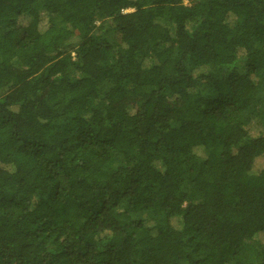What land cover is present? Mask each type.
Returning <instances> with one entry per match:
<instances>
[{"label":"trees","instance_id":"obj_1","mask_svg":"<svg viewBox=\"0 0 264 264\" xmlns=\"http://www.w3.org/2000/svg\"><path fill=\"white\" fill-rule=\"evenodd\" d=\"M264 0H0V264H264Z\"/></svg>","mask_w":264,"mask_h":264},{"label":"rangeland","instance_id":"obj_2","mask_svg":"<svg viewBox=\"0 0 264 264\" xmlns=\"http://www.w3.org/2000/svg\"><path fill=\"white\" fill-rule=\"evenodd\" d=\"M253 110L257 113H260L264 116V104H257L253 107ZM248 244L246 245L245 249H244V261L247 264H255V252H258V245L255 242H247Z\"/></svg>","mask_w":264,"mask_h":264}]
</instances>
